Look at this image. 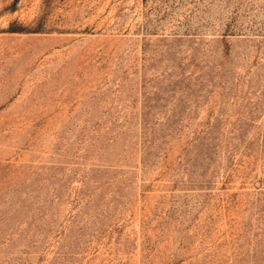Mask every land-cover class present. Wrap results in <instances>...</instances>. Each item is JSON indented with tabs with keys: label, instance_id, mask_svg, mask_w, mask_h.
I'll list each match as a JSON object with an SVG mask.
<instances>
[{
	"label": "rangeland",
	"instance_id": "rangeland-1",
	"mask_svg": "<svg viewBox=\"0 0 264 264\" xmlns=\"http://www.w3.org/2000/svg\"><path fill=\"white\" fill-rule=\"evenodd\" d=\"M0 264H264V0H0Z\"/></svg>",
	"mask_w": 264,
	"mask_h": 264
}]
</instances>
